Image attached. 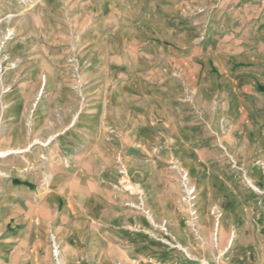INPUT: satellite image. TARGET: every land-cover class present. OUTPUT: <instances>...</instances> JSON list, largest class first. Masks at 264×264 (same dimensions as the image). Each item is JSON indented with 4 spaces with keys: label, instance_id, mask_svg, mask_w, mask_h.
<instances>
[{
    "label": "crops",
    "instance_id": "0c3cea01",
    "mask_svg": "<svg viewBox=\"0 0 264 264\" xmlns=\"http://www.w3.org/2000/svg\"><path fill=\"white\" fill-rule=\"evenodd\" d=\"M244 10L237 7L234 13ZM256 11L262 17L234 19L233 29L215 33L212 18L199 37L184 44L144 39L135 69L127 45L108 52L105 63L112 69L105 84L96 76L90 86L95 103L90 99L89 110L76 106L55 134L79 125L94 137L86 145L63 147L51 168L14 167L0 176V264L128 259L130 232L140 237L145 228L136 201L150 207L153 222L170 219L159 215L157 204L176 203L172 162L188 171L203 205L216 201L232 208L238 236L261 234L264 8ZM165 47L170 55L162 59ZM29 148L0 156L26 155ZM124 180L143 196L123 190Z\"/></svg>",
    "mask_w": 264,
    "mask_h": 264
},
{
    "label": "rangeland",
    "instance_id": "374dc122",
    "mask_svg": "<svg viewBox=\"0 0 264 264\" xmlns=\"http://www.w3.org/2000/svg\"><path fill=\"white\" fill-rule=\"evenodd\" d=\"M237 7L246 10L236 14ZM257 8H264V0H0V155L30 146L26 155L0 156V176L14 167L51 168L63 147L86 145L94 137L79 125L55 134L75 115L76 106L90 109L93 79L100 77L99 84H105L107 69H112L105 63L108 52L127 45L135 69L144 39L184 44L196 39L212 18L210 30L221 32L233 29L234 19L255 16ZM167 48L162 59L170 55ZM50 136L54 139L45 146ZM170 165L175 167L177 200L157 204L159 215L170 219L153 222L150 207L136 201L145 228L140 237L130 232L127 261L112 256L110 262L99 259L96 264H264V231L238 236L232 208L219 206L210 196L214 204L203 205L188 171L179 162ZM183 172L196 192L193 215L182 198ZM120 184L131 195L143 196L132 181ZM57 249L56 244L55 259Z\"/></svg>",
    "mask_w": 264,
    "mask_h": 264
},
{
    "label": "built area",
    "instance_id": "2783aa9c",
    "mask_svg": "<svg viewBox=\"0 0 264 264\" xmlns=\"http://www.w3.org/2000/svg\"><path fill=\"white\" fill-rule=\"evenodd\" d=\"M181 179L183 180L182 185H183V190L185 192V195L182 198L188 205L190 214L193 215L196 212L195 203H194L196 199V192L194 187L187 183L188 178L185 172L181 174Z\"/></svg>",
    "mask_w": 264,
    "mask_h": 264
}]
</instances>
